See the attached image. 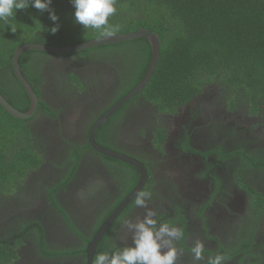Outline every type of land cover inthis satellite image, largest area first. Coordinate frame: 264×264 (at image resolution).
<instances>
[{"label": "flooded vegetation", "instance_id": "1", "mask_svg": "<svg viewBox=\"0 0 264 264\" xmlns=\"http://www.w3.org/2000/svg\"><path fill=\"white\" fill-rule=\"evenodd\" d=\"M43 53L25 65L41 90L28 123L40 141L41 162L27 171L14 196L0 202V239L16 234L9 243L16 249L10 264H87L92 239L139 186L137 194L152 193L149 207L157 211L158 223L182 230L175 264H207L217 255L223 256L222 264H264L263 93L254 101L238 85L204 82L185 101L161 110L157 98L162 99L164 87L152 90L150 80L93 134L102 148L140 162L144 180L139 168L94 149L89 136L103 115L140 86L152 58L146 69L104 56ZM150 90L156 99L149 97ZM41 101L54 115L40 108ZM75 149L77 164L70 159ZM137 194L95 254L103 241L102 253L109 254L132 245L124 222L146 213L135 205ZM42 238L50 254L42 251ZM198 240L205 250L197 262L191 248ZM57 251L61 255L51 253Z\"/></svg>", "mask_w": 264, "mask_h": 264}, {"label": "trees", "instance_id": "2", "mask_svg": "<svg viewBox=\"0 0 264 264\" xmlns=\"http://www.w3.org/2000/svg\"><path fill=\"white\" fill-rule=\"evenodd\" d=\"M51 7L59 16L56 22L49 18L48 11L41 12L31 6L18 10L16 16L6 21L0 20V92L21 111L28 110L30 100L13 73L12 58L17 48L27 43L64 48L141 29L157 34L161 42V59L149 85L156 91L164 87H161L162 99L156 96L161 110L166 106L174 108L177 102L185 101L204 82H217L230 89L232 85H238L245 88L254 101L260 93L264 94V0H117V11L109 17L108 34H103V29H84L77 24L70 0H53ZM55 24H59V30L53 34L50 29ZM37 54L44 53L25 52L20 64L24 76L40 96L37 81L26 72L25 66L29 58ZM74 55L83 58L104 56L123 66L141 65L147 69L152 47L147 39L141 38ZM145 71L127 90L139 82ZM76 78L71 77L74 81ZM152 90L149 97L156 99ZM40 108L48 115H54L44 101L40 102ZM32 119L15 118L0 105V202L14 196L27 171L37 168L41 162V154L36 149L40 141L34 138L28 124ZM99 134L95 136L97 140ZM101 143L108 146L106 141ZM71 158L78 163V149ZM125 168L134 170L129 166ZM74 170L75 167L70 175ZM15 172H19L20 177L11 182ZM136 182L137 179L133 186ZM15 235L10 232L8 239H0V264H10L15 259L16 249L9 244ZM41 246L44 254H50L44 249L43 238ZM105 246L103 241L97 254L105 251ZM58 252L51 253L61 255Z\"/></svg>", "mask_w": 264, "mask_h": 264}, {"label": "clouds", "instance_id": "3", "mask_svg": "<svg viewBox=\"0 0 264 264\" xmlns=\"http://www.w3.org/2000/svg\"><path fill=\"white\" fill-rule=\"evenodd\" d=\"M75 9V22L84 29H103L108 34L109 17L116 11L117 0H70ZM53 0H0V20H8L16 16L18 10L34 7L41 12L48 11L49 18L56 22L59 16L51 5ZM14 32V29H11ZM59 24H55L50 31L55 34ZM153 195L150 191H140L135 199V205L145 208L143 219L126 220L124 226L132 233V245L109 253H99L92 257L91 264H175L177 249L175 241L182 236L178 226L157 220V211L149 207ZM205 245L196 241L191 248L195 261L202 260ZM223 256L209 257L207 264H222Z\"/></svg>", "mask_w": 264, "mask_h": 264}, {"label": "water", "instance_id": "4", "mask_svg": "<svg viewBox=\"0 0 264 264\" xmlns=\"http://www.w3.org/2000/svg\"><path fill=\"white\" fill-rule=\"evenodd\" d=\"M141 38L147 39L150 42L151 47H152V61H151V64H150V67H149V70H148V73L145 79L143 80V82L140 84V86L137 89L132 91L128 96H126L122 101H120L116 106H114L107 114L102 116V118L98 121V123L92 129L90 136H89V141L92 147L96 149L98 152L110 158L122 161L128 165H132V166L139 168L142 172L144 180H146L147 172L144 166L140 162H138L137 160H135L134 158L128 155H124L119 152H115L112 150L102 148L95 142L93 134L96 131V129H98L100 125L105 123V121H107L110 118V116L113 115L123 104H125L133 96L140 93V91L151 80L157 68V65L159 63L160 56H161L160 39L158 35L153 33L152 31L141 29V30L131 32V33H126V34L108 35V36L95 38V39H92V40H89L83 43H79L74 46L64 47V48L54 47V46L45 45V44H37V43L24 44L20 46L19 48H17L16 51L14 52L13 58H12V67H13L14 75L16 76L17 80L21 83V85L24 87L26 93L29 96L30 103H31L30 108L25 112L17 109L3 96L1 92H0V105L13 117L18 118V119H23V120L32 118L37 112V109L39 106V98L36 92L34 91L33 87L31 86V84L29 83V81L24 76L22 69H21V65H20V58L25 52L41 51V52L55 53V54H72V53H78L81 51H86V50H89L95 47L129 42V41H133V40H137ZM140 188L141 186H139V188L136 191H134L132 194L129 195V198H127L124 201V203L116 210V212L107 221V223H105L96 233V235L94 236V238L92 239L91 243L88 246V250H87L88 263L87 264H91L92 257L95 255L96 249L99 243L101 242V240L103 239L104 235L109 231L114 220H116L117 217L121 214L123 209L126 207L127 203L132 198L135 197V195L137 194Z\"/></svg>", "mask_w": 264, "mask_h": 264}, {"label": "rangeland", "instance_id": "5", "mask_svg": "<svg viewBox=\"0 0 264 264\" xmlns=\"http://www.w3.org/2000/svg\"><path fill=\"white\" fill-rule=\"evenodd\" d=\"M18 177H20V174H19V172H15V173L13 174V179H12V181H11V182H15V181H16V179H17Z\"/></svg>", "mask_w": 264, "mask_h": 264}]
</instances>
